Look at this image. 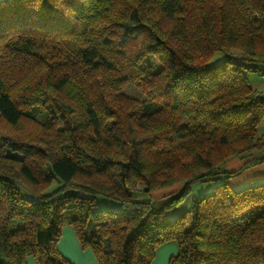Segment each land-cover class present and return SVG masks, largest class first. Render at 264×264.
I'll return each instance as SVG.
<instances>
[{
    "label": "trees",
    "instance_id": "trees-1",
    "mask_svg": "<svg viewBox=\"0 0 264 264\" xmlns=\"http://www.w3.org/2000/svg\"><path fill=\"white\" fill-rule=\"evenodd\" d=\"M262 69L264 0H0V117L43 131L0 133V264H73L65 225L98 264H150L168 241V264H264V183L223 169L264 148ZM199 181L216 183L169 220Z\"/></svg>",
    "mask_w": 264,
    "mask_h": 264
},
{
    "label": "crops",
    "instance_id": "crops-1",
    "mask_svg": "<svg viewBox=\"0 0 264 264\" xmlns=\"http://www.w3.org/2000/svg\"><path fill=\"white\" fill-rule=\"evenodd\" d=\"M250 86L264 92V69L261 72L248 74ZM259 136H264V120L257 128ZM223 169L227 172H236L230 179V184L235 188L264 183V148L251 149L239 155L229 157ZM211 186V184H209ZM58 251L73 264H98L90 249L81 248L73 228L65 225L57 242ZM177 245L173 241L161 244L155 251L153 261L155 264H167L170 256L177 253ZM76 257V258H75ZM150 263V264H151Z\"/></svg>",
    "mask_w": 264,
    "mask_h": 264
},
{
    "label": "rangeland",
    "instance_id": "rangeland-1",
    "mask_svg": "<svg viewBox=\"0 0 264 264\" xmlns=\"http://www.w3.org/2000/svg\"><path fill=\"white\" fill-rule=\"evenodd\" d=\"M224 57H225V54L223 52H215L213 57L210 59V63H218L222 61ZM146 61L149 63H157L156 60L150 56L146 58ZM124 92L129 96L142 99V96L140 95L139 91L132 85H128L126 88H124ZM40 120L41 119H38L36 122L22 120L17 126L12 127L6 124L0 117V133L3 135H7L8 137H11L16 140L29 141V142L32 141L34 143L38 140L37 143L39 145V143L41 144V141L43 140V131L41 128ZM215 183L216 182L212 184L209 181H199V182H194L193 184H191L188 188L187 194L183 197L182 202L165 211L166 217L169 220H171L177 214H180L188 210L192 204L193 198H197L199 194L201 193L206 194L210 192L213 186L215 185ZM57 184L58 183L56 181L52 182L51 185H49L45 189L46 193L53 190L57 186ZM209 184H211V186H209ZM179 186H180L179 184H175L170 187H165L160 190L149 192V193L138 192V194L137 195L135 194V195L140 200H158V199H161L167 196L168 194L172 192H176L179 188H181ZM142 187L143 186L141 184L136 185V188L139 190L140 189L142 190ZM22 194L28 195V196L30 195V193L24 189H22ZM99 198H100V206L104 208H107V209H120L121 208L120 204L113 199H110L107 197H99ZM76 260L80 264V259L76 258ZM155 263L156 262L151 263V264H155ZM26 264H35L33 256L31 255L27 256Z\"/></svg>",
    "mask_w": 264,
    "mask_h": 264
}]
</instances>
